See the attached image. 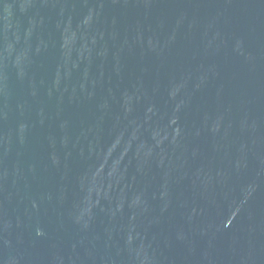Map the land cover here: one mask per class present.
<instances>
[{
    "label": "water",
    "instance_id": "1",
    "mask_svg": "<svg viewBox=\"0 0 264 264\" xmlns=\"http://www.w3.org/2000/svg\"><path fill=\"white\" fill-rule=\"evenodd\" d=\"M0 264H264V0H0Z\"/></svg>",
    "mask_w": 264,
    "mask_h": 264
}]
</instances>
